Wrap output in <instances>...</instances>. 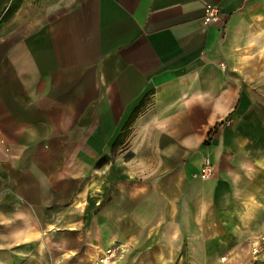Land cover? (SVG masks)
Wrapping results in <instances>:
<instances>
[{
	"label": "crops",
	"instance_id": "crops-1",
	"mask_svg": "<svg viewBox=\"0 0 264 264\" xmlns=\"http://www.w3.org/2000/svg\"><path fill=\"white\" fill-rule=\"evenodd\" d=\"M262 237L264 0H0V264H264Z\"/></svg>",
	"mask_w": 264,
	"mask_h": 264
},
{
	"label": "built area",
	"instance_id": "built-area-1",
	"mask_svg": "<svg viewBox=\"0 0 264 264\" xmlns=\"http://www.w3.org/2000/svg\"><path fill=\"white\" fill-rule=\"evenodd\" d=\"M221 13L222 10L219 7L210 4L207 5L205 16L203 18V24L205 26H210L213 25L214 23L219 22L221 19ZM199 176L203 180L210 179L214 176V166L209 158L205 159L203 167L199 173ZM263 246H264V237H262L261 239H259V241H257L252 245L253 255L255 256L261 255L262 252L264 251ZM117 251H118L117 248H109L105 252H102L101 263L111 264L114 257H116Z\"/></svg>",
	"mask_w": 264,
	"mask_h": 264
},
{
	"label": "rangeland",
	"instance_id": "rangeland-1",
	"mask_svg": "<svg viewBox=\"0 0 264 264\" xmlns=\"http://www.w3.org/2000/svg\"><path fill=\"white\" fill-rule=\"evenodd\" d=\"M111 248H116V247H111ZM106 250H107V249H106ZM106 250H104V251H102V252H105ZM102 252H101V254H102ZM120 252H121V249H120V250L118 249V251H117V253H116V257H114V259H113V261H112L111 264H113V263L116 261V259L118 258ZM262 253H263V252H262ZM101 258H102V256H101ZM100 262H101V259H100ZM102 264H103V263H102Z\"/></svg>",
	"mask_w": 264,
	"mask_h": 264
}]
</instances>
